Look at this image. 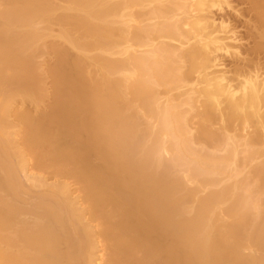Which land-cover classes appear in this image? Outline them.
I'll use <instances>...</instances> for the list:
<instances>
[{"label":"bare ground","instance_id":"6f19581e","mask_svg":"<svg viewBox=\"0 0 264 264\" xmlns=\"http://www.w3.org/2000/svg\"><path fill=\"white\" fill-rule=\"evenodd\" d=\"M235 1L0 0V264H264V0Z\"/></svg>","mask_w":264,"mask_h":264},{"label":"rangeland","instance_id":"374dc122","mask_svg":"<svg viewBox=\"0 0 264 264\" xmlns=\"http://www.w3.org/2000/svg\"><path fill=\"white\" fill-rule=\"evenodd\" d=\"M233 1H234L233 4H235L236 1H235V0H233ZM242 6H243V4H242ZM239 7H240V5H239ZM243 7H245V6H243ZM241 8H242V7H241ZM217 14H218V13H217ZM217 14H216V16L219 17V15H217ZM232 17L236 19V16H234V14H233V15L230 17V19H231V20H230L231 23H232V24H235L234 22H232V20L234 21V19H233ZM238 17H240V16H238ZM241 17L243 18V16H241ZM246 17H248V16H246ZM237 19H238V18H237ZM245 19H248V18H245V16H244V20H245ZM239 20H240L242 23H244V22H243V21H244L243 19H240V18H239ZM235 22H236V21H235ZM241 22H238V21H237L238 27H242V25H240V24H242ZM244 24H245V23H244ZM244 24H243V25H244ZM245 29H246V28H245ZM240 30H241V28H240ZM245 31H246V30H245ZM245 31H244V28L242 27L241 32L244 33ZM247 42H248V41H247ZM249 43H250V41H249ZM249 43H248V44H249ZM249 45H250V44H249ZM226 57H227V58H226ZM224 58H226V60L224 59L226 63L229 62L231 59H233V58H232L231 56H229V55H228V56L226 55ZM227 60H228V61H227ZM230 64H232V63H230V62H229V64L227 63V65H229V66H230Z\"/></svg>","mask_w":264,"mask_h":264}]
</instances>
